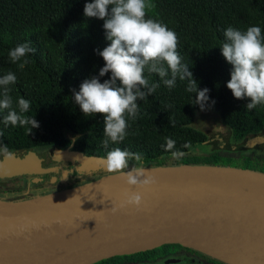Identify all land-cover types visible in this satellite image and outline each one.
<instances>
[{"label": "trees", "instance_id": "16d2710c", "mask_svg": "<svg viewBox=\"0 0 264 264\" xmlns=\"http://www.w3.org/2000/svg\"><path fill=\"white\" fill-rule=\"evenodd\" d=\"M92 2L94 0H0V78L9 71L16 75V83L8 86L12 109L20 114L18 100H28L30 108L22 115L35 118L39 124L31 134L26 127L6 126L3 119L8 110H0V146L7 145L13 153L34 151L40 154L53 147L66 148L73 144V149L87 156L104 158L108 152L120 148L142 154L147 167L168 166L170 160L172 166L188 164L180 159L187 157L194 147L205 145L209 137L192 127L196 114L203 110L195 104L196 94L187 91V78L181 80L177 76L175 86L170 89L158 74L145 70V77L159 87L145 100L137 101L139 109L135 119L126 117L125 139L119 143L109 142L107 147L103 144V116H85L74 102L73 90L79 92L85 80L95 77L103 83L111 77V73L99 76L105 61L98 52L111 42L106 39L104 21L84 15L85 5ZM150 3L153 7L147 10L146 18L176 33L182 64L189 66L200 90H209L205 110L219 112L221 122L230 128L235 143L261 134L264 105L248 111L246 105L250 100L233 96L227 88L232 66L223 57L220 47L225 42L224 32L228 27L245 31L250 26H259L264 37V0H150ZM23 43H28L35 51L25 57L29 62L21 69L19 63L23 60L12 63L9 51ZM164 66L167 68L166 64ZM167 78H171L170 70ZM2 98L3 87L0 86ZM166 138L176 142L171 151L165 150ZM185 144L190 147L185 148ZM172 151L185 155L174 158ZM223 156L240 157L222 153L210 155L212 159ZM241 157L264 162L262 153ZM81 184L85 183L78 182L76 186ZM29 185L34 187L32 182ZM180 255L204 256L179 244H168L96 264H157Z\"/></svg>", "mask_w": 264, "mask_h": 264}, {"label": "water", "instance_id": "95a60500", "mask_svg": "<svg viewBox=\"0 0 264 264\" xmlns=\"http://www.w3.org/2000/svg\"><path fill=\"white\" fill-rule=\"evenodd\" d=\"M252 141L264 144V137ZM14 156L0 158V179L57 170L44 169L33 151ZM54 160L77 163L84 174L109 173L106 158L79 151L55 150ZM144 168L156 181L147 189L129 188L109 173L24 203H0V264H96L168 244L224 264H264V172L192 164ZM126 192L142 195L141 209L113 214Z\"/></svg>", "mask_w": 264, "mask_h": 264}, {"label": "clouds", "instance_id": "9594fccd", "mask_svg": "<svg viewBox=\"0 0 264 264\" xmlns=\"http://www.w3.org/2000/svg\"><path fill=\"white\" fill-rule=\"evenodd\" d=\"M153 5L150 0H94L84 8L86 18H98L104 21L106 39L110 46L98 52L105 61L99 76L111 73V77L103 83L98 78L85 80L79 92H74V102L85 116L99 114L104 120L103 144L122 142L127 135L128 123L126 117L135 119L138 115L137 101H143L156 92L157 83H151L145 77L155 73L168 88H173L179 79H188L187 91L197 96L195 104L205 110L209 103V90H200L193 79L189 66L182 64L177 51L178 38L174 31L166 25L147 17V10ZM225 42L220 47L223 57L232 66L231 79L227 88L238 100L249 99L246 110L251 111L264 105V37L259 26H250L245 31L228 27L224 32ZM28 43L15 46L9 51L12 63H19L21 69L29 62L25 57L34 52ZM167 65L165 68L164 65ZM171 72V78L169 76ZM16 75L9 71L0 78L3 87V98L0 99V110H8L3 123L7 126L26 127L29 134L39 124L35 118L23 113L28 112L30 102L24 98L18 100L20 114L12 109V98L9 95V85L15 84ZM213 105L215 101L211 102ZM30 126V127H27ZM172 138H166V151L175 146ZM185 148L190 144H185ZM0 153L6 160H13L14 153L7 145L0 146ZM185 155L183 152L172 151L174 158ZM134 162L131 171L129 162ZM143 155L115 148L107 153L106 171L119 174L129 188L147 189L155 184V178L142 166ZM68 176L65 177L67 179ZM64 180V179H63ZM77 197V196H76ZM76 197L67 201V203ZM52 199V196H51ZM66 204V203H65ZM143 205V197L139 192L125 193V199L119 206L112 207L113 214L123 207H133L137 210ZM92 212V211H89ZM90 220V219H89Z\"/></svg>", "mask_w": 264, "mask_h": 264}, {"label": "rangeland", "instance_id": "374dc122", "mask_svg": "<svg viewBox=\"0 0 264 264\" xmlns=\"http://www.w3.org/2000/svg\"><path fill=\"white\" fill-rule=\"evenodd\" d=\"M196 130L202 131L206 133L209 137L208 142L205 145H200L194 147L190 154L187 157L181 158V162L188 164L195 163H215L219 166H228L235 167L241 169H248L253 171L264 170V162H260L257 159H253L252 161L245 160L241 156H250V155H258L260 153L264 154V145H255V146H247L246 140H253L256 135H250L244 142L235 143L232 138V133L230 128L225 126L221 120L219 112L215 109H206L196 114L194 123L192 125ZM264 135V130L261 132ZM213 153H222V154H236L240 157H227L223 156L219 159H212L210 157ZM3 154L0 153V157ZM173 158V157H172ZM175 161V160H174ZM173 163L170 160L169 164ZM143 167L145 164H142ZM135 167V163L132 162L129 165V168ZM128 170V169H127ZM88 177H85L83 180L84 183L96 180L99 178V175L96 173L86 174ZM94 175V176H91ZM82 176H76V178H81ZM25 179H14L12 181L1 182L0 186L5 187H17L21 188L25 184ZM62 183V182H61ZM72 187V186H70ZM56 188V187H55ZM58 188V187H57ZM182 261H192V258L181 257ZM163 264V263H162Z\"/></svg>", "mask_w": 264, "mask_h": 264}, {"label": "flooded vegetation", "instance_id": "af4514ba", "mask_svg": "<svg viewBox=\"0 0 264 264\" xmlns=\"http://www.w3.org/2000/svg\"><path fill=\"white\" fill-rule=\"evenodd\" d=\"M260 137H264V135L259 134L253 138L257 140ZM73 139L74 138H72V140ZM246 142H247L246 143L247 146L264 145V144H256L254 141H251L249 139H247ZM68 149L70 151H77L73 149V144H71L69 147H66V148L53 147V148L48 149L44 153H40V154L35 152L37 156L40 158L41 165L44 169H57L56 171L54 170L47 174H41V175H23L20 177H15V178H10V179H0V183L7 182V181L10 182L14 179H25L26 181L24 186L21 188L0 186V203H11V204L24 203L31 199L39 198L42 196H47V195L54 194L62 190L73 188L76 186L78 182H83L85 177H88V176L84 173L77 171V167H78L77 163L73 164L71 162H59V161L54 160L55 150L65 151ZM28 152L29 151L19 152L16 154L17 156L23 157ZM64 173L67 174L66 175L68 176L67 179H65L66 176H64ZM102 173H104L105 175L109 174L105 172H99V173H96V175H100ZM77 175L82 176V177L78 179L76 178ZM91 176H94V175H91ZM29 182L34 183V187L32 186L30 188ZM181 257L192 258L193 260L192 261H182ZM162 263L163 264H224L206 255L200 258L191 256V255H180L178 257H170L157 264H162Z\"/></svg>", "mask_w": 264, "mask_h": 264}]
</instances>
